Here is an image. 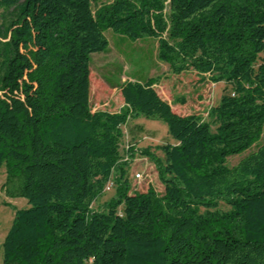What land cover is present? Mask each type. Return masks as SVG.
<instances>
[{
	"label": "trees",
	"instance_id": "16d2710c",
	"mask_svg": "<svg viewBox=\"0 0 264 264\" xmlns=\"http://www.w3.org/2000/svg\"><path fill=\"white\" fill-rule=\"evenodd\" d=\"M11 6L0 169L28 206L14 214L2 264H264V140L227 164L263 133L264 0H0ZM107 29L153 37L170 73L192 70L227 93L205 119L179 115L155 76L123 81L118 111L92 110L90 57L108 46ZM138 116L162 120L174 143L121 153V127ZM137 152L163 194L130 188ZM109 181L111 198L93 209Z\"/></svg>",
	"mask_w": 264,
	"mask_h": 264
},
{
	"label": "rangeland",
	"instance_id": "374dc122",
	"mask_svg": "<svg viewBox=\"0 0 264 264\" xmlns=\"http://www.w3.org/2000/svg\"><path fill=\"white\" fill-rule=\"evenodd\" d=\"M110 1L112 0H92V9ZM17 14L15 6L0 7V29L10 23ZM105 35L108 46L100 52L91 54L90 57L89 95L92 110L118 111L123 104L119 90V85L123 81H145L155 76L159 77V81L154 85L157 93L179 115L196 113L205 119L208 108L215 105L222 94L227 93L224 83H213L206 75L197 74L192 70L178 75L170 73L167 64L156 56V40L153 37L142 36L132 40L109 29L105 31ZM181 99L183 102L180 101ZM121 129L123 132L119 145L121 153L133 145L139 151L146 147L154 149L157 145L167 142L174 143L167 133L166 124L158 118L138 116L128 120ZM263 140L264 127L260 140L243 154L228 158L227 164L236 163L240 156L255 149ZM156 154L162 156L160 151H156ZM133 158L128 169L130 188L143 192L151 186L157 193L163 194L164 186L158 178L153 162L138 152ZM140 171H143L144 177L137 182L133 174ZM5 181V168L2 167L0 169V264H2L1 245L14 214L16 210L28 206L24 198L10 194L12 189L5 185ZM113 192L114 186L110 181L106 184L103 193L92 203V208L103 209L104 203L111 198ZM219 208L224 211L228 209L222 202H219Z\"/></svg>",
	"mask_w": 264,
	"mask_h": 264
},
{
	"label": "built area",
	"instance_id": "2783aa9c",
	"mask_svg": "<svg viewBox=\"0 0 264 264\" xmlns=\"http://www.w3.org/2000/svg\"><path fill=\"white\" fill-rule=\"evenodd\" d=\"M125 158H127V157H125ZM143 177H144V173H143V171H140V172H135L134 174H133V178L137 181V182H140L142 179H143ZM110 182V181H109ZM108 182V183H109Z\"/></svg>",
	"mask_w": 264,
	"mask_h": 264
}]
</instances>
